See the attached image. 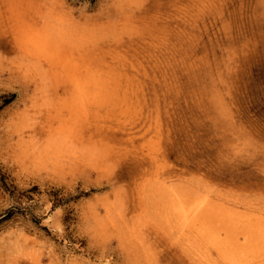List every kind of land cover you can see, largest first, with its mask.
Listing matches in <instances>:
<instances>
[{"label": "rangeland", "instance_id": "374dc122", "mask_svg": "<svg viewBox=\"0 0 264 264\" xmlns=\"http://www.w3.org/2000/svg\"><path fill=\"white\" fill-rule=\"evenodd\" d=\"M47 37L95 52L75 95L101 98L71 129L100 116L106 133L75 167L18 141L57 101L25 59L46 68ZM206 205L211 223L192 217ZM263 205L264 0H0V264H264V236L222 224Z\"/></svg>", "mask_w": 264, "mask_h": 264}, {"label": "bare ground", "instance_id": "6f19581e", "mask_svg": "<svg viewBox=\"0 0 264 264\" xmlns=\"http://www.w3.org/2000/svg\"><path fill=\"white\" fill-rule=\"evenodd\" d=\"M43 22L44 23H43L42 27L49 29V27H47V26H49L48 20L45 19V20H43ZM33 26H34V24H33ZM48 29H46V30H48ZM49 33H51V32H49ZM44 34H45V32H44ZM54 36L55 35H53L52 38H54ZM21 37H23V35ZM33 39H34L33 36L27 37V40L29 43L33 42L34 41ZM21 45L22 46L25 45L24 48L29 49L27 47L26 41H24V42L22 41ZM75 45H73L70 42V40L65 41L64 44L62 42L61 43L60 42L54 43V42H52V40H50V37L45 38L44 42L42 40V47H40V49H38V52H37L38 55L36 53H34V54L38 57L40 56V54H39L40 52H43L46 54L43 57L40 56L42 58H46V60H47V65H46L47 67L46 68L44 66L38 65V63L33 59L25 58L27 63L29 64L28 68L29 69L33 68V71L37 73L36 76L38 75L40 77L39 78L40 83H41L40 86L42 87L41 91L44 88H46V91H48L50 93V96H52L53 100H57L56 104H54V105L52 104L49 107L45 106L43 109L39 110V112L36 115V117L38 116L36 121H34L35 119L32 120V122L34 121L35 124L33 122V126H31V128L30 127L28 128L31 130V133L30 134L28 133L29 134L27 136L28 139L26 138V140H25L24 136L19 137V140H18L20 143L19 145L22 146L21 149L24 150L25 155L28 157V159L32 163H37V162L38 163L39 162L45 163V162L55 161L57 163L62 164L63 166L66 164V166L70 165L71 167H75L76 165L79 164L78 162H80V157L79 156L73 157L72 155L75 154L74 151L78 150L79 155L81 157H84L89 152L98 150V148L96 147L97 144L103 142V137H104V134L106 133V129H105L104 125L101 124L102 120H101L100 116L97 120L89 123L88 125H86V126L82 125L83 127H81L79 131H77L78 129L76 130V128L71 129L72 126H74L76 124V121L77 120L79 121L81 119L80 118V115L82 113L81 110H84V112H83L84 115H87L86 108L84 109L85 105H83V104H86L87 101L90 104L93 102H99L100 98H101V94L98 97H96L98 95V93H100L98 91L99 89H97L96 86L94 87V89H92V87L90 85H86L85 83L82 84V86H83L82 89H83L84 93L79 95V97H78V95H75L77 93V91H79L81 89V87L79 85L80 84L79 80L81 78H83V82H86L85 78L88 77V76H84V77L81 76V71L78 70V65L76 64V60H78L79 58H82V60H83V58H86L89 55L95 54L94 51L89 52L88 50H85V49H83V50H81V52H79V50L75 49L76 48ZM50 46L54 47L52 49L53 52H56L58 55H59V53H61V55L59 57L54 56L50 53H47L48 51H45L42 49V48L46 49ZM68 49H69V51H67ZM66 54H68V55H66ZM100 55H101V52L99 54H97L96 57L98 59H101ZM54 60H55V62H54ZM72 61H75V63H73L74 65L71 64ZM30 65H31V67H30ZM75 67H77V69ZM87 79H89V78H87ZM129 92H130L129 89H126L125 95H129ZM42 94H44V93H42ZM78 94H80V93H78ZM44 98H46V97H44ZM127 99H128L127 96H124L122 98V101H125ZM46 101H44V102H46ZM81 105L83 106V109H81ZM78 107H80V108H78ZM26 113L27 112H25V114ZM29 120H30V118H29ZM145 125L146 124H143V127L141 128V130L145 129ZM147 131L148 130L145 129L144 134H146ZM148 137H150V136H148ZM129 140L131 142H134L135 138L134 137L129 138ZM90 146H92V149L89 150ZM79 149H81L82 151ZM78 151H76V153H78ZM96 153H98V152L96 151ZM173 189H172V191H173ZM168 190H166V191H168ZM169 193H171V192H169ZM177 194H179V193H177ZM194 194H195V192H194ZM165 195H167V194H165ZM165 195L163 193V196H165ZM173 195H174V197H176L175 193H173ZM166 198L168 199L169 197H166ZM175 200H177V197ZM165 201H166V199H165ZM177 203L179 204V202H177ZM168 204H169V206L167 205L168 209H170V203H168ZM188 205H189L188 202H180V205L178 207V210L180 211V213L181 212L184 213V211L187 209ZM247 209H249V208H247ZM253 210H255V209H253ZM261 210L264 211V205L261 208H258V211H261ZM173 213H175V212H173ZM176 213L180 214L178 212H176ZM218 214H219V212H215V213H214V211L211 212V207L209 205H206L203 213H199V212L192 213V217L193 218H205V219H208L209 223H211L212 218L214 216H217ZM254 214H256V213H254ZM254 216H256V215L249 216L246 219L245 224L243 225L244 227L241 228L240 231H235L236 230L235 229V230H230L229 231L230 233L227 232V223H226V221H224L222 224L225 226V234L226 235L231 234V236L234 238L235 243H239L240 239H243L245 242L249 243L250 245L254 244V241L258 240L261 235L264 236V219L257 218ZM161 220H163V219H161ZM128 229H130V228H128ZM133 236H135V235H133ZM135 237H137V235ZM138 239H140V238H138ZM242 253L243 252H241V254Z\"/></svg>", "mask_w": 264, "mask_h": 264}]
</instances>
